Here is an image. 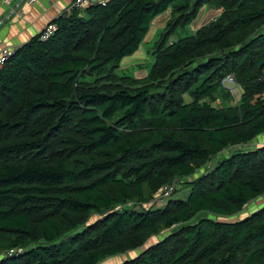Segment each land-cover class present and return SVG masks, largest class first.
I'll use <instances>...</instances> for the list:
<instances>
[{"label":"trees","instance_id":"obj_1","mask_svg":"<svg viewBox=\"0 0 264 264\" xmlns=\"http://www.w3.org/2000/svg\"><path fill=\"white\" fill-rule=\"evenodd\" d=\"M169 6L145 75L119 74ZM50 24L0 67V264H101L161 234L117 264H264V205L218 218L264 195V0H108ZM171 182L187 195L150 203Z\"/></svg>","mask_w":264,"mask_h":264},{"label":"rangeland","instance_id":"obj_2","mask_svg":"<svg viewBox=\"0 0 264 264\" xmlns=\"http://www.w3.org/2000/svg\"><path fill=\"white\" fill-rule=\"evenodd\" d=\"M213 13H216V15L219 14L220 10H216L214 8H210L208 5H204L200 8V10L198 11L197 15L195 17H193L190 22L184 27V26H178L177 28H175L174 31H172L168 36H167V41L171 42V41H176L179 38L192 34L194 32V30H196L198 27L202 26L204 23H206L207 21L211 20L214 16ZM171 6H169V8L167 10H165L162 13L157 14L156 16H154L151 26L149 28V31L147 32L145 38L143 39V43L140 44L139 48L137 49V51L132 54L134 55L133 57L138 58V59H144L143 63L141 64L142 66H132V67H126L123 68L122 64H121V68L118 69L119 74H125V75H130V76H134L136 78L142 77L143 75H145V73L147 72V69H149L150 64L152 63V56H151V51L153 50V46L154 43L156 41V39L159 37V34L161 32H163V25L164 23L167 21V19L171 18ZM159 24H161L160 26H158ZM155 25V26H154ZM130 55V56H132ZM242 92V89L240 88L239 85H235L234 88L232 89V91H230L231 96H232V103H235L239 98H240V94ZM216 103H219V100L216 99L215 101ZM264 141V133H262L261 135H259L256 140L251 144L248 145L250 147L255 146L257 144H260ZM246 145V147H248ZM229 151L227 152H222L221 154L218 155V157H226L228 156ZM217 157V158H218ZM217 158L213 159V163H215L217 160ZM177 187V191L174 194L175 197H185L189 191V185L187 184H183L180 182L179 186L178 184L176 185ZM262 205H264V198H257L251 202H249L244 208L243 210L236 214L233 215L231 217H218L219 219H225V220H235L237 218H241L249 213H251L252 211L258 209L259 207H261ZM204 216H209V217H213L212 214H208V213H201L197 216V218L199 217H204ZM159 236H153L150 239V242L158 240ZM147 242V243H150ZM147 245V244H146ZM145 246V245H144ZM141 250L140 248H136L134 250H127L124 253L118 254L116 256L113 257H109L107 259H105L103 262H101V264H117V263H121L124 259L133 257L134 255L138 254L139 251Z\"/></svg>","mask_w":264,"mask_h":264},{"label":"crops","instance_id":"obj_3","mask_svg":"<svg viewBox=\"0 0 264 264\" xmlns=\"http://www.w3.org/2000/svg\"><path fill=\"white\" fill-rule=\"evenodd\" d=\"M72 2L73 0H33L30 3L28 0H0V45L21 46L67 11ZM133 56L123 58V68L139 66L144 61Z\"/></svg>","mask_w":264,"mask_h":264},{"label":"built area","instance_id":"obj_4","mask_svg":"<svg viewBox=\"0 0 264 264\" xmlns=\"http://www.w3.org/2000/svg\"><path fill=\"white\" fill-rule=\"evenodd\" d=\"M7 2L8 0H3ZM33 0H28V2H32ZM108 0H73V2L67 8V11L71 10L72 8L84 9L86 6L93 5V4H100L105 5ZM55 26L53 24L48 23L38 34L41 40H45L54 30ZM17 47H13L8 44L0 45V67L3 63L14 54ZM222 85L227 88L229 91H232L234 86L236 85L235 79L232 74H228L223 78ZM176 183L171 182L169 184H165L162 186L157 193L153 195L152 200L150 203L155 204L156 206H161L166 203L167 198L173 193L174 189L176 188ZM259 198V197H258ZM264 198V195L261 196ZM131 203H128L127 206H130ZM14 252L13 249L7 251L6 254L11 255Z\"/></svg>","mask_w":264,"mask_h":264},{"label":"water","instance_id":"obj_5","mask_svg":"<svg viewBox=\"0 0 264 264\" xmlns=\"http://www.w3.org/2000/svg\"><path fill=\"white\" fill-rule=\"evenodd\" d=\"M261 65H264V60L261 62ZM224 220H225V219H224ZM225 221H227V220H225ZM162 236H163V234H161V235L159 236V239L162 238ZM152 237H153V236H152ZM152 237H151V238H152ZM151 238H150V239H151ZM150 239H148L147 242H150ZM159 239H158V240H159ZM156 241H157V240L152 241V242H150V243H147V242H146V243H145V246H142V247H141V250L139 251V253H140L141 251H143L148 245H150V244H152V243H154V242H156ZM146 244H147V245H146ZM134 256H135V255H134Z\"/></svg>","mask_w":264,"mask_h":264}]
</instances>
